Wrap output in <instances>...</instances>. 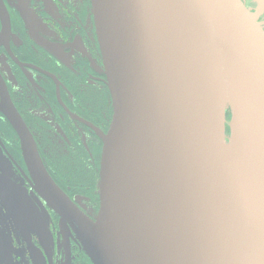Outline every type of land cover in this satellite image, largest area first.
<instances>
[{
	"label": "water",
	"instance_id": "obj_1",
	"mask_svg": "<svg viewBox=\"0 0 264 264\" xmlns=\"http://www.w3.org/2000/svg\"><path fill=\"white\" fill-rule=\"evenodd\" d=\"M92 5L113 106L99 211L75 208L4 99L37 192L93 264H264L263 28L242 0Z\"/></svg>",
	"mask_w": 264,
	"mask_h": 264
},
{
	"label": "flooded vegetation",
	"instance_id": "obj_2",
	"mask_svg": "<svg viewBox=\"0 0 264 264\" xmlns=\"http://www.w3.org/2000/svg\"><path fill=\"white\" fill-rule=\"evenodd\" d=\"M264 30V0H242ZM32 135L42 164L75 208L100 207L101 134L113 106L92 0H0V105ZM74 218L36 190L19 137L0 109V264H93Z\"/></svg>",
	"mask_w": 264,
	"mask_h": 264
},
{
	"label": "trees",
	"instance_id": "obj_3",
	"mask_svg": "<svg viewBox=\"0 0 264 264\" xmlns=\"http://www.w3.org/2000/svg\"><path fill=\"white\" fill-rule=\"evenodd\" d=\"M229 116V112H227V117Z\"/></svg>",
	"mask_w": 264,
	"mask_h": 264
},
{
	"label": "rangeland",
	"instance_id": "obj_4",
	"mask_svg": "<svg viewBox=\"0 0 264 264\" xmlns=\"http://www.w3.org/2000/svg\"><path fill=\"white\" fill-rule=\"evenodd\" d=\"M227 120H229V116L227 117Z\"/></svg>",
	"mask_w": 264,
	"mask_h": 264
}]
</instances>
